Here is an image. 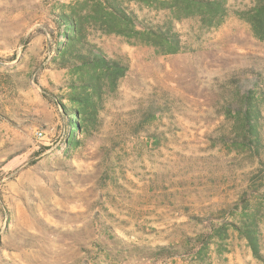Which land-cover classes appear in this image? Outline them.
<instances>
[{
    "label": "rangeland",
    "instance_id": "obj_1",
    "mask_svg": "<svg viewBox=\"0 0 264 264\" xmlns=\"http://www.w3.org/2000/svg\"><path fill=\"white\" fill-rule=\"evenodd\" d=\"M96 1L0 0V264H264V41L235 14L253 0H227L215 26L176 19L171 0H118L146 25H170L180 49L88 26V40L128 69L114 90L105 81L90 131L67 144L54 97L68 103L77 74L50 61L53 16ZM254 80L258 154L234 142ZM240 199L259 220L261 259L231 226Z\"/></svg>",
    "mask_w": 264,
    "mask_h": 264
},
{
    "label": "trees",
    "instance_id": "obj_2",
    "mask_svg": "<svg viewBox=\"0 0 264 264\" xmlns=\"http://www.w3.org/2000/svg\"><path fill=\"white\" fill-rule=\"evenodd\" d=\"M180 8V13H175L176 19L201 15L206 26L220 24L226 14L225 3L227 0H171ZM165 7L168 1H159ZM60 11L53 16L56 23L54 35V55L50 61L57 68H67L71 73L77 74L70 78L66 84L69 91L61 94L68 99L62 103L57 96L55 102L62 113L68 118L66 142L78 143L76 133L89 132L97 118V106L100 95L107 80L108 90L115 89L117 81L124 76L128 69L127 63L119 58L106 56L98 47L88 40V26L100 28L106 33L124 35L126 38L136 34H145L142 43L159 46V52L174 53L179 48L178 34L172 31L171 26L165 28L151 27L139 21L133 12L126 10L118 0H99L94 3L92 12L83 13L82 6L61 4ZM171 6V5H170ZM240 19L246 21L253 35L264 41V0H253L247 9L235 13ZM90 20V21H89ZM142 26L136 30L135 25ZM87 71L88 77L81 75ZM263 104L262 91L256 80L251 89L244 94L241 105H238L237 114L241 116L242 132L237 134L234 142L245 143L252 153L258 154L263 148L261 131V109ZM238 207L233 203V208L240 209L239 222H231V226L240 237L246 239L254 256L262 258L259 250V220L254 210L245 201ZM235 215V210H230ZM228 226L220 225L218 231L223 235ZM221 235V236H223ZM166 247H161L163 252ZM165 252V251H164ZM168 254V252H167Z\"/></svg>",
    "mask_w": 264,
    "mask_h": 264
},
{
    "label": "built area",
    "instance_id": "obj_3",
    "mask_svg": "<svg viewBox=\"0 0 264 264\" xmlns=\"http://www.w3.org/2000/svg\"><path fill=\"white\" fill-rule=\"evenodd\" d=\"M35 136L38 138V139H41L44 137V130L43 129H36L35 130Z\"/></svg>",
    "mask_w": 264,
    "mask_h": 264
}]
</instances>
